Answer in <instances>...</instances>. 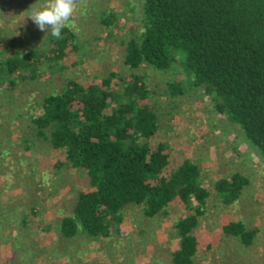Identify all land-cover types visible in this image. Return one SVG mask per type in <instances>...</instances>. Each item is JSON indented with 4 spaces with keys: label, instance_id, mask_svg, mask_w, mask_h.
I'll return each instance as SVG.
<instances>
[{
    "label": "trees",
    "instance_id": "1",
    "mask_svg": "<svg viewBox=\"0 0 264 264\" xmlns=\"http://www.w3.org/2000/svg\"><path fill=\"white\" fill-rule=\"evenodd\" d=\"M99 23L108 35L119 28L127 33L120 58L124 73L68 78L61 91L40 99L38 112L29 119L32 136L62 151L54 168L84 171L85 186L59 219L58 234L107 238L126 207L138 206L150 218L177 201L188 213L173 225L177 242L169 260L193 264L198 247L193 230L211 192L220 205H232L247 179L234 172L214 180L209 191L191 160L170 168L168 145L153 140L157 116L145 74L137 69L178 66L184 78L167 84L169 94L200 87L212 108L236 124L264 158V0H141L140 31L125 28L111 11L102 12ZM61 36L57 40L47 32L26 47L0 39V76H6L7 89L16 80H36L45 63L76 54L72 30L62 29ZM220 230L243 246L257 233L239 220L223 223Z\"/></svg>",
    "mask_w": 264,
    "mask_h": 264
},
{
    "label": "rangeland",
    "instance_id": "2",
    "mask_svg": "<svg viewBox=\"0 0 264 264\" xmlns=\"http://www.w3.org/2000/svg\"><path fill=\"white\" fill-rule=\"evenodd\" d=\"M43 2L0 0L1 41L13 39L26 47L42 40L48 31L38 30L28 15L34 4ZM106 11L115 13L125 28L141 30V0H83L70 27L79 45L76 54L45 63L36 80H16L10 90L3 82L6 76H0V264H171L169 252L177 242L173 225L188 213L177 201L150 218L138 206L126 207L122 222L107 238H62L57 223L85 186L84 171L54 168L62 151L32 136L28 128L40 99L61 91L66 79L84 81L108 70L124 73L120 58L127 33L119 28L108 35L99 23ZM137 71L145 74L157 116L153 140L168 145L170 168L191 160L209 191L214 180L234 172L247 179L232 205H220L211 192L193 230L198 241L193 264H264V158L236 124L212 108L200 87L169 94L167 84L184 78L178 66H141ZM230 220L257 229L249 246L221 233L220 226Z\"/></svg>",
    "mask_w": 264,
    "mask_h": 264
},
{
    "label": "clouds",
    "instance_id": "3",
    "mask_svg": "<svg viewBox=\"0 0 264 264\" xmlns=\"http://www.w3.org/2000/svg\"><path fill=\"white\" fill-rule=\"evenodd\" d=\"M82 3L83 0H44L43 4H34L28 17L38 30L48 31L59 40L62 29L72 27L73 15Z\"/></svg>",
    "mask_w": 264,
    "mask_h": 264
}]
</instances>
